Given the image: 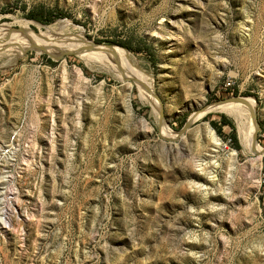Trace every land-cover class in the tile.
I'll list each match as a JSON object with an SVG mask.
<instances>
[{
	"label": "rangeland",
	"instance_id": "1",
	"mask_svg": "<svg viewBox=\"0 0 264 264\" xmlns=\"http://www.w3.org/2000/svg\"><path fill=\"white\" fill-rule=\"evenodd\" d=\"M4 22L57 30L0 44V264H264V153L205 112L252 98L264 148V0H0Z\"/></svg>",
	"mask_w": 264,
	"mask_h": 264
},
{
	"label": "bare ground",
	"instance_id": "2",
	"mask_svg": "<svg viewBox=\"0 0 264 264\" xmlns=\"http://www.w3.org/2000/svg\"><path fill=\"white\" fill-rule=\"evenodd\" d=\"M27 25H28V23H27ZM0 26H1V28H0V44H5V45H7L9 47H12V48L18 47V49H20L19 47H22L21 46V42H23V40L26 41L25 43H29L30 45H33L34 47H39V46H41L40 43H42L47 36L53 34L57 30L56 26H49V27H47V29L45 31H41L40 33H33L31 31H29V30H23V31L20 32V34H17L13 30L12 23L4 22V23L0 24ZM25 29H27V28H25ZM65 38L68 39L67 37H65ZM62 41H63V39H62ZM66 41H68V40H66ZM71 42H69V43H71ZM55 43H57V42H55ZM83 43H85V42H83ZM87 43H89V42H87ZM9 44H12L13 46H11ZM48 44H49V42H48ZM66 44H68V43H66ZM90 45H92L94 48L88 49V47H87V46H89V44H88V45H86L85 47L82 48V50H81L82 54H80V55H82L83 58H85L87 60H90V61L91 60H94V61L96 60L97 61V59L99 60L102 57H105L110 62H113V59L119 58V56L123 57V59L127 58V56L125 55V53H124V51L122 49L116 50V49L108 48V47H104V46L103 47H101V46L99 47V44H96V43H91ZM115 47L120 48L119 46H115ZM63 49L64 50L67 49V46H63ZM47 51H51L55 55L57 53H60L59 51H57V49H54V48H51V47H50V50H47ZM107 59H106V61H107ZM101 62H103V61H101ZM119 66H121V65H119ZM129 73L131 75H134V72L132 70H129ZM136 73H135L134 76H132V78L141 87L140 91H141L142 98H148L145 95V91L146 90H144V88L148 89V91H151V92H152V89L150 87L149 81L147 80V76L144 75V74H139V73L136 74ZM117 76H119V75H117ZM142 87H144V88H142ZM150 95H151V93H150ZM150 97L153 100L155 99V97L153 95H151ZM254 104H255V101L252 98L246 99V98L242 97L241 101H223V102L210 104V105L206 106L205 112H208V111H211V110H213V111H223V112H226L229 115H232L237 121L238 131H239L240 139H241V142L243 143V145L245 147H252V141H253L255 146L260 147L261 151H263L264 148L261 145H259L257 143V141H256V131H257L256 130V128H257L256 127V120L251 115V108L254 106ZM254 109H255V107H254ZM194 116L195 115L191 116V118H190L191 122H193ZM1 207H2V205H1ZM1 207H0V220H1V223H3L6 220V210L1 208Z\"/></svg>",
	"mask_w": 264,
	"mask_h": 264
},
{
	"label": "trees",
	"instance_id": "3",
	"mask_svg": "<svg viewBox=\"0 0 264 264\" xmlns=\"http://www.w3.org/2000/svg\"><path fill=\"white\" fill-rule=\"evenodd\" d=\"M38 20H40L43 23H50L51 21H53L52 18L46 19V18H40V17H34ZM118 44L122 45V46H126L129 49L133 50V51H137V52H142V50H135L131 47H129L128 45H126L124 42H117ZM211 124L213 127H215L219 132H221L222 129V125H231L233 127V124L231 121H229L224 115L221 116V119L219 121L217 120H211ZM233 139L238 142L237 136L236 134L233 133ZM236 147L239 148V144H236Z\"/></svg>",
	"mask_w": 264,
	"mask_h": 264
},
{
	"label": "water",
	"instance_id": "4",
	"mask_svg": "<svg viewBox=\"0 0 264 264\" xmlns=\"http://www.w3.org/2000/svg\"><path fill=\"white\" fill-rule=\"evenodd\" d=\"M109 46H113V45H109ZM87 47H88V49H92V48H93L92 45H89V46H87ZM242 97H243V96H233V97H229V98H226V99H223V100H219V101H217L216 103H218V102H223V101H241V100H242ZM252 117H253L255 120L257 119V115H256V110H255V109L252 111ZM190 124H191V119H189V120L185 123L183 129H184V130L187 129L188 126H189ZM256 139H257V133H256ZM263 153H264V149H263Z\"/></svg>",
	"mask_w": 264,
	"mask_h": 264
}]
</instances>
